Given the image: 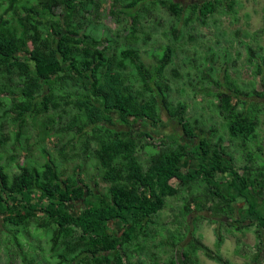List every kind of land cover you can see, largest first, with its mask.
Returning <instances> with one entry per match:
<instances>
[{
	"label": "trees",
	"instance_id": "obj_1",
	"mask_svg": "<svg viewBox=\"0 0 264 264\" xmlns=\"http://www.w3.org/2000/svg\"><path fill=\"white\" fill-rule=\"evenodd\" d=\"M161 1L173 15L183 18L187 13L189 20L201 23L216 13H230L237 3L112 0L110 12L126 13L137 23L149 11L157 10ZM100 2L0 0V145L8 139L3 132L6 125H11L15 142L23 145L31 137L28 119L47 116L45 132L72 134L71 140L77 139L84 159H96V174L110 183L96 192L83 177V164L66 173L43 146V163L19 164V172L14 174L0 163V219L16 228L12 239L22 245L19 227L34 221L37 230L50 234V249L58 264H135L131 262L135 255L150 252L154 215L166 207L170 197L182 193L180 213L184 218L203 209L217 216V243L226 223L237 231L256 225L259 244L264 245V209L257 207L264 204L260 199L261 194L264 197L263 146L258 143L260 153L249 147V142L259 141L264 102L254 96L264 97V89L258 90L252 83L244 90L235 80L229 79L225 85L216 79L218 91L211 92L221 100L215 107L225 119L229 140L237 141L245 152L248 163L238 168L224 136L213 139L215 124L208 129L201 126L188 115L187 102L173 97L174 88L168 75L166 81L165 70L175 61V46H163L156 54L158 62L151 66L134 45L112 51L116 39L107 33L97 35L92 22L85 26L89 15L98 12ZM248 49L250 61L258 57L252 47ZM209 69L215 72L214 65ZM256 69L264 74L263 57ZM138 122L157 130L177 123L182 134L159 131L156 144L151 128L140 130L135 125ZM154 144L160 145L159 149L149 152L144 163L139 151ZM60 151L64 156V147ZM2 156L0 153V159ZM73 201L83 204L77 212L68 209ZM242 202L246 214L238 213ZM199 218L203 216L196 215V223ZM113 222L119 223L120 232ZM186 235L170 233V249ZM194 241L182 249L184 264H194L192 255L199 248ZM200 247L219 264H231L219 250ZM155 256L153 264H158ZM177 262L172 252L165 264Z\"/></svg>",
	"mask_w": 264,
	"mask_h": 264
},
{
	"label": "rangeland",
	"instance_id": "obj_2",
	"mask_svg": "<svg viewBox=\"0 0 264 264\" xmlns=\"http://www.w3.org/2000/svg\"><path fill=\"white\" fill-rule=\"evenodd\" d=\"M98 12L90 16L89 24H95V33L103 35L107 33L116 39V43L111 50L116 47L136 46L141 52L143 61L151 66L158 62L157 53L161 52L163 46L171 43L176 48L175 61L169 70H165L170 82L173 85V97L181 99L189 105L188 115L192 120L198 119L199 124L208 129L212 124L216 126L213 139L223 135L224 143L234 157L238 168L248 163L242 147L237 141H230L227 129L224 127V117L219 114L215 104H220L221 100L215 98L214 92L217 90L215 80L219 79L226 85L227 81L235 80L242 89L250 88L251 84L258 89H264V74L256 72L257 61L264 59V0H237L235 9L230 13H216L207 19V23L201 20L191 21L187 13L183 18L173 15L164 1L158 4L157 10H151L143 18H139L137 23L132 21L126 13L113 14L110 12L112 0H100ZM167 1V0H166ZM187 5L191 0H177ZM135 10V9H134ZM94 27V25H92ZM133 35L138 36L136 39ZM252 47L258 57L249 60V49ZM117 52V51H116ZM227 53L228 62L224 59ZM209 56L207 58L206 56ZM214 65L215 72L210 71V66ZM172 67V68H171ZM211 72L212 76L208 75ZM226 73L229 77L226 78ZM173 78V79H172ZM225 89V88H224ZM213 92V93H211ZM257 96V95H255ZM264 102V97L257 96ZM261 124L258 128L259 141L249 142V147L253 152L260 153L258 143L263 146L261 161L264 160V111L261 114ZM49 121L47 116H41L37 120L28 119L27 128L31 137L28 141L15 142L14 133L11 132V125H6L3 132L8 139L0 145V153L3 155L0 163L8 165L11 174L19 172V164L43 163L46 160L44 152H50L52 158L61 163L62 169L66 173H73L74 169L83 164V177L95 191L103 190L110 183L104 181L96 174V159H84L83 153L79 150L77 139L71 140L72 134H55L54 130L49 135L45 132L44 122ZM40 125L42 127L38 128ZM59 124L62 123L58 120ZM197 122V123H198ZM37 124V126H34ZM140 130L151 128L155 138L153 141L159 144L160 134L173 133L178 136L182 134L181 126L171 123L169 127L155 129L145 122L135 124ZM152 140V139H151ZM23 141V139H22ZM65 144V145H63ZM45 147L42 152L41 147ZM64 147L62 156L60 148ZM160 145H148L139 151L141 160L145 163L149 152L158 150ZM14 154V157L11 155ZM14 158V159H13ZM64 158V159H63ZM241 170V169H240ZM242 171V170H241ZM263 200V194L260 195ZM184 202V194L180 193L168 199L166 207L158 214L154 215L151 223L155 237L149 240L150 252L143 255H135L131 262L138 264L145 262L153 264V254L158 264H165L172 252L177 257V264H184L182 249L188 247V242L194 241L199 245L195 254L192 255L194 264H219L217 261L206 256L201 245H206L214 251L219 250L231 264H264V245L259 244L256 225L244 231H237L227 227L226 223L221 226V242L216 233L218 226L217 216L212 210L203 209L194 211L185 218L180 213V208ZM210 204V202H209ZM194 206V205H192ZM83 204L79 201L69 203L68 209L73 212L79 211ZM264 209V204L257 205ZM239 214L248 213L246 203H240ZM242 214V215H243ZM203 216L196 223L195 216ZM177 220H180L179 223ZM194 222L197 224L196 227ZM118 222H113L115 228ZM189 225L190 232H187ZM117 226V227H116ZM117 232L121 230L119 227ZM194 231L192 234L191 232ZM10 223H5L0 219V264H58V259L53 257L50 249V234L44 229H36V223L32 221L27 227H19V238L22 245L12 239L13 232ZM179 231L187 234L184 240L175 244L173 250L167 244L169 234ZM25 234V235H24ZM199 240V241H198ZM219 244V245H218ZM27 253V254H25ZM138 254V253H137Z\"/></svg>",
	"mask_w": 264,
	"mask_h": 264
}]
</instances>
